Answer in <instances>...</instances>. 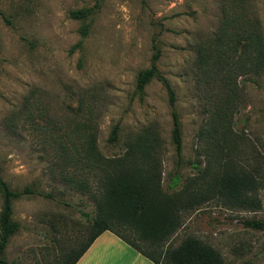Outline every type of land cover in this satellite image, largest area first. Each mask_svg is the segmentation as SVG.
Masks as SVG:
<instances>
[{"label":"rangeland","instance_id":"1","mask_svg":"<svg viewBox=\"0 0 264 264\" xmlns=\"http://www.w3.org/2000/svg\"><path fill=\"white\" fill-rule=\"evenodd\" d=\"M82 9L91 11L85 20L69 17ZM222 25H255L264 39V0H0L1 176L13 191H33L12 204L20 230L4 260L57 264L88 240L96 212L86 190L96 191L99 174L88 171L83 157L71 162V146L83 129L94 133L105 159L120 157L132 135L156 132L163 144L161 186L168 193L197 186L209 160L206 119L217 101L230 116L227 145L235 147L237 162L250 168L264 158V64L252 55L224 57L216 60L215 78L199 63V53L227 51L215 47ZM156 50L159 74L174 91L179 159L166 89L154 78L142 96L136 90L137 75L150 68ZM115 126L118 141L111 143ZM176 179L177 187L169 188ZM76 182L85 189L77 190ZM255 197L256 212L209 199L184 213L165 246L192 237L225 264H264V232L242 223L264 221V189Z\"/></svg>","mask_w":264,"mask_h":264},{"label":"trees","instance_id":"2","mask_svg":"<svg viewBox=\"0 0 264 264\" xmlns=\"http://www.w3.org/2000/svg\"><path fill=\"white\" fill-rule=\"evenodd\" d=\"M90 13V10L82 9L70 12L69 17L80 21L85 20ZM222 27L215 39V47L225 45L227 51L218 55L213 51L203 52L202 55L199 53V63L203 68H211L210 72L215 73L216 78V60L223 61L224 57L233 60V55L238 54L252 55L260 65L264 64V39L257 26ZM87 32L85 26L80 29L83 38ZM159 56L160 52L156 50L150 68L138 73L136 90L142 96L154 78H158L166 89L172 109L171 138L179 159L182 150L180 120L174 110V91L156 67ZM258 65L256 63V67ZM212 79L216 80L213 76ZM219 83L222 84V81ZM222 86L218 88L223 91ZM214 105L206 119L204 155L209 160L195 181L197 186L187 183L171 193L164 191L161 186L163 144L156 132L144 129L132 135L125 142L124 153L111 159H105L99 153L93 132L86 129L79 132L78 144L73 143L71 146V162L81 163L84 159V166L89 172L98 171V188L94 192L86 190L91 193L96 214L91 220V234L86 243L77 251L66 252L57 264H76L104 232L114 234L154 264H225L215 249L192 237H187L176 247L165 246L181 228L184 213L195 210L209 199L217 198L230 209H249L252 212L260 209V201L255 195L259 189H264V158L257 160L250 168L237 162L235 147L231 143L227 145L230 136L227 108L218 101ZM118 131V126L112 129L109 137L111 143L118 141ZM177 183L178 180H174L169 188L174 189ZM76 185L79 191L85 189L82 183L76 182ZM32 193L29 188L11 190L2 178L0 169V264H10L4 260L3 254L10 238L20 230V225L12 219V204ZM242 223L246 228L264 232V221L247 219Z\"/></svg>","mask_w":264,"mask_h":264},{"label":"crops","instance_id":"3","mask_svg":"<svg viewBox=\"0 0 264 264\" xmlns=\"http://www.w3.org/2000/svg\"><path fill=\"white\" fill-rule=\"evenodd\" d=\"M76 264H154L114 234L104 232Z\"/></svg>","mask_w":264,"mask_h":264}]
</instances>
